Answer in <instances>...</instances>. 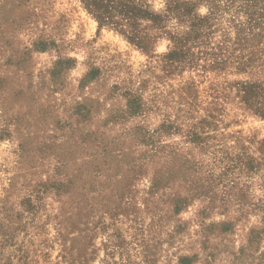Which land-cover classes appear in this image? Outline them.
I'll return each instance as SVG.
<instances>
[{"label": "rangeland", "instance_id": "1", "mask_svg": "<svg viewBox=\"0 0 264 264\" xmlns=\"http://www.w3.org/2000/svg\"><path fill=\"white\" fill-rule=\"evenodd\" d=\"M113 2L0 0V264H264V0Z\"/></svg>", "mask_w": 264, "mask_h": 264}, {"label": "trees", "instance_id": "2", "mask_svg": "<svg viewBox=\"0 0 264 264\" xmlns=\"http://www.w3.org/2000/svg\"><path fill=\"white\" fill-rule=\"evenodd\" d=\"M87 8L95 15L100 23H115L116 26L125 27V30L129 34L131 40H135L136 33V21L138 17L144 16L141 9L132 8L128 9L126 5H122L118 9V4L113 0H85ZM118 13L124 19L122 21L113 20L112 14ZM114 21V22H112ZM124 21V24H123Z\"/></svg>", "mask_w": 264, "mask_h": 264}]
</instances>
